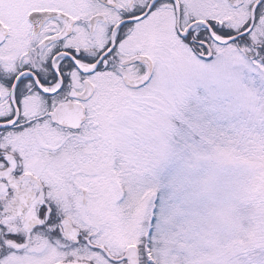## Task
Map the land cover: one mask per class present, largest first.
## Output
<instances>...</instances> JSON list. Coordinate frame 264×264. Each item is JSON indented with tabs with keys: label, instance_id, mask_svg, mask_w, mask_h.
Segmentation results:
<instances>
[{
	"label": "snow or ice",
	"instance_id": "snow-or-ice-1",
	"mask_svg": "<svg viewBox=\"0 0 264 264\" xmlns=\"http://www.w3.org/2000/svg\"><path fill=\"white\" fill-rule=\"evenodd\" d=\"M0 264H264V0H0Z\"/></svg>",
	"mask_w": 264,
	"mask_h": 264
}]
</instances>
